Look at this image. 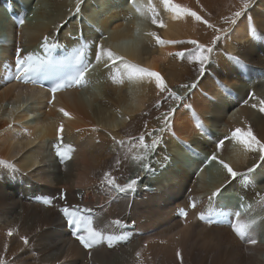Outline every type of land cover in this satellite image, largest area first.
Segmentation results:
<instances>
[{"label": "bare ground", "instance_id": "bare-ground-1", "mask_svg": "<svg viewBox=\"0 0 264 264\" xmlns=\"http://www.w3.org/2000/svg\"><path fill=\"white\" fill-rule=\"evenodd\" d=\"M172 3L195 11L202 20L187 14L174 18L162 0H81L79 12L77 0H0V160L17 170L0 172V257L4 264H264V161L259 151H250L235 140H226L217 151V142L224 137L206 139L214 121L209 114L230 112L227 96L232 92L242 96L238 85L243 76L248 79L242 86L255 90L261 81L257 77L264 75V0H250L235 24L226 22L225 17L241 11L242 0ZM152 8L163 27L152 23ZM204 20L209 24L218 20L222 25L217 29L226 31L214 33L213 37L219 35L220 39L213 47L208 74L200 79L199 72L195 75L197 67L191 71V65L192 73L184 68V74L176 72L187 64V55L181 58L175 54L193 51L186 43L190 40L211 45L207 42L210 36L200 33ZM153 32L161 40L184 43L158 44ZM45 37L48 52L43 47ZM96 45L127 63L159 72L166 86L185 99L179 104L169 99L157 109V101L166 93L159 92L154 79H129L120 61L111 67L96 64ZM18 48L23 49L22 55L39 58V67L31 76L70 65L81 51L84 63H94L95 69L86 73L84 84L58 91L53 99L50 91L14 79L13 59ZM229 57H238L245 67ZM258 84L264 86V82ZM259 99H264L263 92H258ZM169 108H176L171 127L162 134L153 133L162 140L145 161L151 171H145L132 159L142 153L136 147L137 138L142 132L163 127L162 113ZM232 115H228V131L250 128L264 142V113L259 110L247 127L245 119L252 114L246 110L236 119ZM61 124L63 147L72 149L64 164L54 148ZM113 137L124 144L115 143ZM145 142L150 144L151 136L145 135ZM191 147L197 154L185 160ZM213 153L238 173L256 166L252 179L229 183L222 168L208 182L205 156ZM117 158L119 168L115 166ZM107 171L117 183L137 177L139 182L134 191L119 193L102 183ZM217 189L223 191L210 205L209 197ZM61 190L66 201L57 199L55 207L43 203ZM190 198L197 204L195 209L188 206ZM65 204L80 206L78 214L91 218L105 240L85 249L70 237L58 210ZM210 207L224 213L212 216V223L208 222ZM182 208L188 211L186 217L180 214ZM118 219L122 225L114 223ZM233 223L249 225L245 238L232 230ZM9 230L12 236H8ZM108 235L114 237L111 247ZM23 237L28 238V245ZM252 239L255 244L249 242Z\"/></svg>", "mask_w": 264, "mask_h": 264}, {"label": "snow or ice", "instance_id": "snow-or-ice-1", "mask_svg": "<svg viewBox=\"0 0 264 264\" xmlns=\"http://www.w3.org/2000/svg\"><path fill=\"white\" fill-rule=\"evenodd\" d=\"M81 0H77V12H79V4ZM162 3L165 5L166 9L174 13V18H178L181 14H187L192 17H194L197 21H201L202 18L195 12L191 11L188 8H183L178 4L172 3V0H162ZM250 0H242V10L237 11L233 14L232 17H225V21L231 24H235L237 22V18H239L241 15L244 14V10H246L249 6ZM152 11V23L153 24H159L160 27H163V23L160 22L157 19L155 8L151 9ZM23 21H21V24ZM203 23L208 24L206 20L203 21ZM208 27H214L211 24H208ZM220 31H226V29H217V33ZM153 37L156 38V42L158 44L164 45V44H179L184 43L182 41H166L161 40L158 36H156V33H151ZM253 38H256V33L253 31L252 33ZM220 36L217 35L211 42L210 46H206L205 44L199 43L196 40H190L186 43L193 46L194 50L190 52L181 51L179 53H176L175 55L184 58L187 55V58L198 65V72H199V78L203 79L207 74L208 70L211 67L212 63V53H213V47L217 44L219 41ZM43 47L47 49L49 47L48 44V38H44V44ZM23 49H17V56L15 57L14 61V79L18 81H22L24 83H36V80L31 76V73H34L37 71L39 67V58L34 56L33 54L28 55H22ZM84 59V53L81 51L79 52L77 56L78 61H82ZM229 60H231L234 64L239 65L241 67H245V64L242 60H240L238 57H229ZM116 61H120L121 64H123L124 69L127 71V75L129 79L132 78H143L148 77L151 79H154L155 85L160 93H166L162 101H157L155 107L159 109L161 107L162 103H166L169 99L174 100L176 102H179L184 100L185 97H182L178 95L175 91H172L170 88L166 86L165 80L161 76V74L157 71H152L145 67H140L132 63H127L124 61L123 57H120L113 53L111 50H106L101 45H96V51H95V62L96 64H101L103 62L104 67H111L115 64ZM111 62V64L109 63ZM92 67L91 63H84L82 68L73 76L70 78V82L64 81L61 83H56L53 87H51L50 91L52 93L53 99L55 98V95L58 91H61L63 89L72 87L73 85L79 86L85 83L86 79V73H88L89 69ZM47 78V77H45ZM115 79V77H113ZM122 82V81H121ZM199 83V80L194 83L191 87L195 88L196 84ZM223 86V85H222ZM183 87H189L188 85H184ZM250 98H254V94H250ZM253 108H256L257 105L253 104ZM259 110L264 113V99L259 100ZM60 111L63 113L65 117L70 118V113L65 111L63 108L60 109ZM176 111V108H169L167 111L162 113V124L163 127L160 129H153L151 132L148 133H141L139 135L138 144L136 147L142 150L141 154H137L132 157V159L140 164V166L145 171H151V166L149 163H146L145 161L148 160L149 153H153L156 151L157 147L160 145L162 137L161 135H153L155 132L164 133L168 131L172 124V118L174 116V113ZM159 119V117H158ZM146 127V124H145ZM202 128L203 126L200 125ZM95 130V129H94ZM63 132H64V125L61 124L59 128L57 129V141L58 143L54 145V148L56 150V155L58 159L60 160L61 164H64L67 160L71 158L70 153L72 151L71 146L67 150L63 147ZM145 135L151 136V143L145 142ZM113 140L117 144H124V141H116L113 137ZM226 140H235L238 143L244 145V147L250 151H259L260 153V159L261 161H264V142L257 139V137L253 134L252 130L249 128L247 131H242L241 129L237 128L231 133V137H224L220 139L217 142V151L222 150L225 141ZM208 163L217 162L222 165V167L227 171L228 177H229V183L236 181L239 178H243L246 182L250 181L252 179V173L255 172L256 166L253 168H250L245 173H238L235 171L228 163L223 161L222 159H219L218 156L213 153L210 157H208ZM120 159L117 158L115 161L116 168H119L120 166ZM0 172L3 170H11L12 173H15L17 170L15 169L14 165L8 164L4 160H0ZM139 182V177L136 179H131L127 183L120 184L117 183L116 177L112 175L111 171H107L103 174V181L102 183L106 184L110 188H114L119 193H126L131 192L135 190V186ZM227 187V184L225 185ZM223 189H217L216 192L212 194L211 197H209V204L211 205L213 200L215 198L220 197ZM57 199L66 201V193L64 190H61L57 197H47L43 199V203L46 206L55 207ZM190 208L195 209L197 207V204L194 199L190 198L189 205ZM59 212L64 216L67 225L72 231L73 237L79 241V243L85 248V249H92L94 246L99 245L105 240V235L103 232L98 230L96 227H94V222L91 218L85 219L84 217L80 216L78 213L80 211V206L78 205H67L59 207ZM180 214L182 217H186L188 215L187 209H180ZM223 215V211L210 207L208 209V222L212 223L211 217L214 215ZM237 217L239 216V212L235 214ZM199 218L203 221L205 220L204 213H201ZM219 222V221H217ZM116 225H122L121 220H116L114 222ZM135 223L134 221L132 222ZM249 225L245 223H233L232 224V230L239 236L240 238H245L247 231H248ZM8 236H12V230L8 231ZM25 245H28L29 240L27 237L22 238ZM108 246L111 247L113 245L114 237L112 235H108L106 237ZM251 244H255L256 240L252 239L249 241ZM137 257L140 256V253L138 252ZM177 257L182 260L181 254L177 252ZM0 264H4L3 257H0Z\"/></svg>", "mask_w": 264, "mask_h": 264}, {"label": "rangeland", "instance_id": "rangeland-1", "mask_svg": "<svg viewBox=\"0 0 264 264\" xmlns=\"http://www.w3.org/2000/svg\"><path fill=\"white\" fill-rule=\"evenodd\" d=\"M38 2V1H40V2H43V0H35V2ZM34 3V2H33ZM253 3V2H252ZM82 4V3H81ZM32 8L33 9H35V6H34V4H33V6H32ZM7 12L9 11V7H7ZM36 10V9H35ZM31 13H32V11H31ZM34 14V10H33V13H32V15ZM221 18V17H220ZM219 22V23H218ZM209 24V23H208ZM208 24H204L203 25V27H202V25H200L201 27H200V33L201 34H203V35H205V36H210V38H207V39H209V40H207V42L209 41V42H212V40L214 39V37H213V35H214V33H216L217 32V25L219 26V24H220V21H218V20H215V21H213V24H211V25H213L214 27H208ZM220 25H222V24H220ZM216 35V34H215ZM214 35V36H215ZM212 37V38H211ZM201 43V42H200ZM207 46V45H206ZM94 56V55H93ZM92 59H94V57H92ZM179 60V59H178ZM186 62H187V64H186ZM190 62V63H189ZM94 63H92V69L94 70L95 68H94V65H93ZM185 64L186 65H183L180 69L179 68H177V67H175V68H177L176 69V72H178V73H180V74H184L185 72H183L182 70H183V68H184V70L185 69H187V71L188 72H191L194 68H198V65L197 64H194V63H192L189 59H187L186 58V61H185ZM170 65V67L172 66L171 64H169ZM189 65H191L192 66V69H191V66H189ZM195 66V67H194ZM164 67H166V66H164ZM163 67V68H164ZM187 67V68H186ZM189 67V68H188ZM196 68V71L197 72H195L196 74L195 75H197V73H198V69ZM165 69V73H167V69L166 68H164ZM174 69V68H173ZM190 69H191V71H190ZM182 71V72H181ZM164 73V74H165ZM192 73V72H191ZM188 75V73H186L185 74V77ZM190 75V74H189ZM187 76L186 77V79L187 80H189L188 78H190L191 76ZM193 76V75H192ZM257 77V76H256ZM243 78H244V80H242V81H240V83H239V85H238V88H239V86H240V90L241 91H243L244 93L242 94V96H240L238 93H236V92H232L231 94H229L228 96H227V98H228V100H229V104L228 105H231L230 107H231V110H230V112L228 113V112H222V111H220L221 113H219L218 114V111L217 112H212V113H210L209 114V116H210V118L211 119H214V121H212V123H210V130L212 131L211 132V135H206V139L208 138V140L209 141H211L212 139H214L215 138V136L217 137H231V133L233 132V131H228V130H230L229 128H230V126H231V121H230V117L228 116V115H230V113H231V117H233V118H237L238 116L237 115H240L241 113H242V111L243 112H245L246 110L249 112V114H252V115H248V117H246V119H245V122H246V127H247V124L249 123L248 121H250V119L253 117V115H255L258 111H259V100H258V92H260V93H262L263 92V94H264V86H262V87H259V84L258 83H263L264 82V75H261V76H258L257 78H259V79H261V81H259V82H257V84H255L256 86H255V90H253V89H251V90H246L243 86H245L246 85V83H247V79H248V76L246 75V76H243ZM243 85V86H242ZM259 88V89H258ZM243 89V90H242ZM245 89V90H244ZM245 91H247V92H245ZM250 94H254V98H250ZM253 104H256L257 105V107L256 108H253L252 107V105ZM237 116V117H236ZM202 133L204 134V131L202 130ZM214 135V136H213ZM214 137V138H213ZM185 146H186V144H185ZM186 152H187V157L186 156H184V157H186L185 158V160H191L192 158V156L193 155H195V154H197V153H194V152H196V150L194 149L193 150V148L191 147V148H189V149H187L186 150ZM191 155V156H190ZM202 155V154H201ZM200 155V156H201ZM207 156H205V160H206V164H207V167L205 168L206 169V180L209 182L211 179H213V176L215 175H219V173H221V171H222V165L221 164H219V163H217V162H212V163H208L207 161H208V157H210L208 154H206ZM152 156V155H151ZM184 157H183V159H184ZM178 158H180L179 160H182V157L180 156V157H178ZM147 163V162H146ZM141 169H143L142 167H141ZM224 169V168H223ZM144 170V169H143ZM257 188H258V185H257ZM259 189V188H258Z\"/></svg>", "mask_w": 264, "mask_h": 264}]
</instances>
